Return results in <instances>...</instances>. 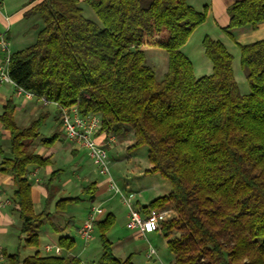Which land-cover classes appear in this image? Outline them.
Listing matches in <instances>:
<instances>
[{
	"label": "trees",
	"instance_id": "16d2710c",
	"mask_svg": "<svg viewBox=\"0 0 264 264\" xmlns=\"http://www.w3.org/2000/svg\"><path fill=\"white\" fill-rule=\"evenodd\" d=\"M81 0H35L25 17L38 13L42 26L31 45L11 54L8 71L18 87L60 108L76 107L81 116L101 117L99 133L133 132V148L148 147L150 172L167 179L172 190L142 208L172 202L177 215L162 222L173 264H264V39L239 44L241 68L250 91L236 78L234 56L218 39L205 35L203 46L213 63L210 74L196 77L181 50L205 22L187 0H86L102 24L84 14ZM226 28L264 22V0H237L229 7ZM162 48L168 69L158 78L146 48ZM17 104L9 99L0 122L10 132L5 170L15 182L20 239L39 245L40 227L50 213L34 209L29 166L51 159L32 144L48 113L27 126L17 123ZM62 128L43 140L53 144ZM83 192L94 199L96 182ZM80 197L60 199L59 209ZM115 222L109 213L98 220L100 264H134L115 256L107 233ZM53 224V223H52ZM173 235L171 236V234ZM24 236V237H22ZM62 249L74 240L60 237ZM12 264H81L75 256L35 254L8 257Z\"/></svg>",
	"mask_w": 264,
	"mask_h": 264
},
{
	"label": "crops",
	"instance_id": "0c3cea01",
	"mask_svg": "<svg viewBox=\"0 0 264 264\" xmlns=\"http://www.w3.org/2000/svg\"><path fill=\"white\" fill-rule=\"evenodd\" d=\"M34 1L0 0V33H6L9 46L12 41L20 43V40H18L19 36L31 35L30 30L32 27L37 26L39 31L40 24L39 20L36 19V14L28 18L25 17V11ZM82 1L86 2V0ZM235 1L237 0H187L198 11L207 9L205 22L193 31L188 41L181 48L193 62L196 77L208 75L213 70V63L206 56L202 43L205 35L221 40L227 46L234 56L233 67L237 60L241 62L239 44H247L264 39V22L260 23L255 29L246 26L226 31L230 23L228 10ZM30 19H33V22L29 26L26 20ZM38 31H36L37 34ZM15 33L19 36L16 35L14 39L13 35ZM20 49L18 48L16 51ZM146 51H153L158 54L163 49L148 47ZM11 52L15 51L11 49ZM2 61L3 53L0 50V66ZM157 64L159 63L157 62ZM238 82L240 81L238 80ZM243 93H248V90L245 89ZM9 99L14 100L17 104L15 117L17 123L21 126H27L33 120L30 121L32 115L38 117L42 112L48 113V117L41 129L44 125L50 123L49 132L51 133L48 136V133L43 134L40 129V136L33 142L32 146L35 152L43 157H50L51 161L45 166L30 165L28 177L32 184L34 209L37 213L43 211L50 213V219L46 222L52 226L51 230L46 229L43 231L42 225L38 230L39 245L28 246V248L23 250L24 243L20 239L21 218L15 208L13 199L16 185L12 174L4 169V161L10 155V132L0 122V252L4 255L3 263L12 264L8 257L17 252H19L22 259L35 254L37 250L42 255H53L46 252L45 246L49 244L60 245V237L73 239L74 247L76 244L75 238H73L74 231L78 230L92 207L99 206L103 209L99 220L104 219L111 213L115 221L120 219L121 222H126L122 229L121 226L119 227L120 232L119 230H111L114 233L110 240L112 241L115 256L121 259L131 256L134 264H173L175 254L168 247L170 236H167L162 228L151 233H144L138 228H128L129 210L127 206L123 203L121 196L109 188L106 176L99 175L100 173L96 171V164L94 163L93 166L85 157H80L81 152L88 155L85 148L67 138L64 130H62L61 136L53 144H43L44 139L49 138L51 134L62 128L60 125L61 114L57 105L54 103L46 104L43 99L35 95L28 98L25 94L18 92L15 84L4 82L0 87V115L3 113L4 105ZM50 104L55 105L57 112L54 111L53 113L49 109L48 106ZM109 139H111L110 142H108ZM95 140L100 144L108 142L107 148L111 158V171L113 172L114 180L126 194H133V203L141 208L144 213L146 212L142 208L148 206L157 197L168 194L172 190V186L167 179L159 173L149 171L152 164L148 159V147H132L135 142L132 131L124 129L121 133L110 135L105 132L98 133L95 135ZM91 182H96L94 199H90V194L83 192L84 187ZM74 197H80V200L68 202L65 204L64 209H59L57 206V202L60 199ZM86 200L90 202L87 211L80 218H77L75 214L78 210L73 205L74 203H84ZM113 202H119L122 209L117 208ZM151 210H169L172 216L177 215L172 202H167L163 206L150 209L149 211ZM55 219H58V223L55 222ZM108 233L107 235H109ZM151 246L156 249L157 254L152 259H149L147 253ZM73 247L69 249V253L66 256L79 258L81 264H100L99 260L102 253L97 261H92L83 257L88 249L72 252ZM63 250L61 255H63Z\"/></svg>",
	"mask_w": 264,
	"mask_h": 264
},
{
	"label": "built area",
	"instance_id": "2783aa9c",
	"mask_svg": "<svg viewBox=\"0 0 264 264\" xmlns=\"http://www.w3.org/2000/svg\"><path fill=\"white\" fill-rule=\"evenodd\" d=\"M0 50L3 53V61L0 66V87L4 82H12L8 71V66L11 57V49L6 33H0ZM15 86H17L15 84ZM20 94H25L26 97L31 98L34 94L30 91L18 87ZM43 101L47 104V100ZM61 119L63 122L64 133L75 144L85 148L89 157L96 164L97 171L106 176L108 180V186L116 194H119L123 203L129 210L128 214V228H138L144 233H151L161 229L162 222L170 219L172 214L169 210H151L148 213H144L141 208L133 203V194H126L121 187L114 180L111 173V158L107 148L108 140L105 144H100L95 140V135L99 133L101 129V117L97 114H90L86 117L81 116L76 107L60 108ZM103 209L99 206L92 207L86 219L78 228V234L85 241H90L93 238L95 231V224L100 219V215ZM45 250L53 255H61L62 248L60 245H46ZM157 251L154 247H150L147 257L152 259L156 256ZM4 255L0 252V264L3 263Z\"/></svg>",
	"mask_w": 264,
	"mask_h": 264
},
{
	"label": "rangeland",
	"instance_id": "374dc122",
	"mask_svg": "<svg viewBox=\"0 0 264 264\" xmlns=\"http://www.w3.org/2000/svg\"><path fill=\"white\" fill-rule=\"evenodd\" d=\"M32 1V0H31ZM81 6L83 7V10H84V14L86 17L98 22L99 24H102L98 15L96 14V12L92 9V7L85 1H82L81 3ZM36 19L39 20V26L41 28L43 22H42V19H41V16L36 13ZM26 22H28V25L30 26V24L33 22V19L31 20H26ZM37 26L36 27H32L31 30H30V34L32 35H27L25 37H20L17 33H15L13 36H14V39H15V36H19L18 37V40H20L19 42L20 43H17L16 41H12L11 44H10V47L12 49V51H16V49H22V48H25L29 45H31L34 40H36V37H37ZM34 34V36H33ZM32 37V38H31ZM32 39V40H31ZM161 53H154L153 51L150 52V51H146L145 54H146V59H147V62L148 64L155 70V73L157 75L158 78H162L163 75H164V72L165 70L168 68V62H169V56H168V53L167 51H165L163 49V51H160ZM157 62L159 64H157ZM161 64H162V67H161ZM234 69L235 70V75L236 77L238 78V80L240 81L239 83V87L240 89L245 92V89L248 90V92L250 91V87H249V84H248V81L246 79V76L241 68V62H238V60L236 61L235 65H234ZM49 109L54 113L57 112V109L55 107L54 104H50L49 106ZM35 115H32L30 117V121L32 119H34ZM49 127H50V123H47L46 125H44V127L41 129L42 133L45 134V133H48V136L50 135L51 132H49ZM87 154L84 153V152H81L80 154V157H85L87 159V161L92 164L94 166V161L88 157V155L86 156ZM97 171V170H96ZM98 172V171H97ZM112 175H113V172L111 171ZM99 174V173H98ZM101 175V174H99ZM95 176H97V174H95ZM116 181V180H115ZM117 183V182H116ZM118 184V183H117ZM119 185V184H118ZM120 186V185H119ZM135 201V199H134ZM90 202H88L86 200V202H80V203H74V208H76L78 210V212L75 214L77 218H80L83 213L85 211H87V207L89 205ZM114 205L117 206V208L119 209H122L119 202H113ZM55 222L58 223V219H55ZM124 223V224H122ZM126 222H121L120 219H117L113 226L109 229L110 232L111 230H119L120 232V229L119 227L121 226V229L123 228V225H125ZM58 225V224H57ZM51 224L46 222L43 224L42 228H43V231L46 230V229H50L51 230ZM109 232V231H108ZM108 233L109 235V238H112V236H114V233L111 232ZM73 238H75V246L73 247L72 249V252H79L81 251L82 249H88V251H85L86 253L83 255L84 258L86 259H90L92 261H97V259L99 258L100 254L103 252L102 250V246H101V241H100V233L99 231L95 228V231H94V235H93V238L90 240V241H85L83 240L80 235L78 234V230L74 231V234H73ZM24 249L25 248H28V246H25L23 245ZM69 253V250L67 249H64L63 250V256H66L67 254Z\"/></svg>",
	"mask_w": 264,
	"mask_h": 264
}]
</instances>
